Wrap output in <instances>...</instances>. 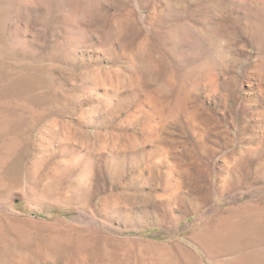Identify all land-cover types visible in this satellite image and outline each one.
<instances>
[{
    "label": "rangeland",
    "instance_id": "rangeland-1",
    "mask_svg": "<svg viewBox=\"0 0 264 264\" xmlns=\"http://www.w3.org/2000/svg\"><path fill=\"white\" fill-rule=\"evenodd\" d=\"M207 54L198 124L157 114L165 72ZM263 69L264 0H0V264L262 263ZM226 214L247 249L206 252Z\"/></svg>",
    "mask_w": 264,
    "mask_h": 264
},
{
    "label": "bare ground",
    "instance_id": "bare-ground-1",
    "mask_svg": "<svg viewBox=\"0 0 264 264\" xmlns=\"http://www.w3.org/2000/svg\"><path fill=\"white\" fill-rule=\"evenodd\" d=\"M120 30H122L121 27L118 28V29H116L117 32L118 31L120 32ZM189 37H186L185 39L191 40V37L190 38ZM198 38L199 37L197 36L196 39H198ZM144 40L145 41H149L148 38L147 39H144ZM158 41H159L160 44H163L164 43L161 39H159ZM196 44H197V42H196ZM143 49L142 50H138V53H137L138 56L136 55L140 59V61L142 62V66H141L142 69L141 70L148 69V74L147 75L149 76V75L152 74L154 77H156V75L153 73V71L156 69V67H155L156 66V63L154 61H152V54H153V52H151L149 50H145L144 51ZM207 56H208V58L210 60H212L211 64L208 63V62H205V61H201V58H200V59H198L195 62H191V63L186 62L184 65H180V66L178 64L175 65L178 69L181 68L179 70L180 71V75H177L178 69H173V68L172 69H168L167 68L168 71H166V69H165V71H166L165 72L166 73L165 80L164 81L161 80V82L168 83L167 85L169 87H165V85H163V87L158 90L159 93L160 92L163 93L165 102L161 101L159 99V97L156 98V100L153 99L154 106H155V109H156L154 111L157 114H159V115L161 114L162 115V114H165L166 113L165 115H167V118L166 119H168V121L169 120L170 121H174L176 115H177L176 118H179V115L180 116L181 115H184L185 117L186 116H189L195 123H197V121H198V118L197 117L200 115V113L198 112V108H196V112L194 111L193 113H191V112L188 113L187 112V105H188L189 102H192V99H193V101H198V98H192V95H193V92L196 89H198V87H199V81H207L204 84H207L208 82L211 84L210 90H206V92L208 93V95L211 94V96H212V95L218 94V93H220L222 91V85L219 83V81H217V77L213 73V71L215 69V65L212 64L213 63V58H212V56L210 54H207ZM258 67H259V70H260V68L262 66L259 64ZM262 71H263V74L262 75L264 76V69ZM240 74H242V71H241ZM138 78H139V76H138ZM256 79H260V76H257ZM176 84H178V88L181 90L182 96H177L176 94H174L173 87ZM230 85H232V84H230ZM188 86H191L190 87V91L187 90V87ZM158 91H154L153 93H156ZM166 92L167 93H170L171 95L170 94L169 95L172 96L171 97L172 100L169 99L170 101L173 102L172 105H168L167 97H165V93ZM177 93H179V92H177ZM228 94L229 93H227L226 97L228 96ZM12 102H13V100H12ZM262 103H264V102H262ZM19 104H21V103H19ZM23 105L24 104H22V106ZM35 109L37 110L36 106H35ZM1 110L2 109L0 107V112H1ZM24 110L27 113L30 114L29 115L30 118H32V119H38L39 118V115L37 113H35V112H32L27 105L24 106ZM164 117H166V116H164ZM21 121H22V123H24L23 120H21ZM17 122H19V121H17ZM200 122H202V121H200ZM205 122H207V121H205ZM210 123H211V120H210ZM19 124H20V122H19ZM5 129H6V126H4L3 130H5ZM156 130L157 129L155 128V130H154L155 133H157ZM154 132L150 131L148 134L146 133V136H147L146 141H149V139L151 138V135L152 134L154 135ZM210 136H211V133L208 132L207 135H206V137L204 138L205 140H207L208 143H206L204 139L202 141L199 140L197 142L196 147H197V150H198L199 153L200 152H201V154L204 153L203 152L204 150L210 151V148L207 145V144H209V142L212 143V141L210 140ZM12 151H14V149ZM6 155H8V153H5V152L1 153L0 152V157H2V156L4 157ZM125 162L126 161H123L122 162V161H114V160H112V165L115 166L114 167L115 169L113 170L115 174H118V171L117 170L119 169V167H120V169H124L125 168ZM155 191H157V187L155 188ZM170 202L172 203V201H169L168 204H170ZM257 212H258V209H254L253 210V213H257ZM243 216L246 217L247 214H244ZM250 218H251V220H255V217L253 215H250ZM231 219H233V215L226 214L225 215V218L222 220V222H218V223L217 222H214V223H211L208 226L204 225L206 227L205 228H202L197 233L199 239L203 240V245L205 247L204 249H206V252H209L214 247H216L217 249H220L221 250L220 252H222V253L225 252V255H234V253L238 252V251H236L238 249H247V246L244 245V244L235 245L236 243H238V237L240 235L244 234L245 236H247V231L243 233V231L238 230L236 232L235 228L231 224V231L229 232V234L224 233L226 231L225 225H229L228 222ZM233 251H235V252L232 253ZM4 254L5 255H8L7 253H4ZM259 254L264 255V252L259 251ZM257 255L258 254H247L246 255V258H248L250 256L247 259V264H250L249 259H252V258L256 257ZM2 261H4V260L2 258H0V262H2ZM18 262H19V260H18ZM18 264H21V263L19 262ZM254 264H256V263H254ZM260 264H264V261L262 263H260Z\"/></svg>",
    "mask_w": 264,
    "mask_h": 264
}]
</instances>
